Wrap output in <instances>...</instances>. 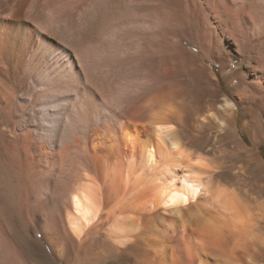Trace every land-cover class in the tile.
Masks as SVG:
<instances>
[{
	"label": "bare ground",
	"instance_id": "1",
	"mask_svg": "<svg viewBox=\"0 0 264 264\" xmlns=\"http://www.w3.org/2000/svg\"><path fill=\"white\" fill-rule=\"evenodd\" d=\"M163 2L167 16L161 13L159 19L177 17L178 22L172 31L160 32L165 52L151 55L153 67L189 75L208 61L219 64L223 74L236 59L231 80H237L238 99L247 106L243 127L257 145L260 137L254 132L264 129L259 120L264 114V0ZM76 5L77 0H0V189L14 200L21 221L55 219L63 238L46 228L44 234L66 264L123 255L131 264H260L263 195L228 179L223 165L187 147L179 130L184 125H115L123 139L122 160L113 164L103 162L108 153L99 150L100 130L90 135L77 129L69 104L73 67L62 75V67L50 64L38 74L52 47L61 43L67 26H60L61 19ZM176 83L168 84L166 118L182 117L184 101ZM62 102L63 119L57 115ZM218 108L219 128L264 171L235 137L236 102L223 96ZM110 126H102L104 134L111 135ZM50 151L64 153L69 165L63 177L32 178L34 155ZM42 185L47 193L39 200L35 192ZM2 217L0 212V264H27Z\"/></svg>",
	"mask_w": 264,
	"mask_h": 264
},
{
	"label": "rangeland",
	"instance_id": "2",
	"mask_svg": "<svg viewBox=\"0 0 264 264\" xmlns=\"http://www.w3.org/2000/svg\"><path fill=\"white\" fill-rule=\"evenodd\" d=\"M163 3V0H77L76 10L60 21V26L67 25L61 34V43L52 47L49 61L44 63L38 74H42L50 64L62 67H58L62 75L68 66L73 67L71 87L74 95L69 104L75 125L77 129L84 128L90 135L100 130L102 141L99 150L104 152L108 149L104 152L105 155L108 153L104 163L113 164L122 160L119 150L123 139L115 125L125 122L142 127L155 122L184 125L179 130L187 147L203 154L212 164L223 165L222 171L228 179L237 180L238 185L250 191H259L264 198V179H258L261 169L246 160L242 151L235 149L233 139L224 134L214 119L220 113L218 107L223 96L234 100L237 104L235 122L232 123L235 137L257 157L264 169V129L254 132L260 137V142L253 145L250 134L243 127L247 106L238 99L241 92L237 80H231L237 60L223 74L219 64L208 61L189 75L181 71L165 74L158 67L154 68L151 55L165 52L161 47L160 32L172 31L178 22L177 17L159 19L161 13L166 14ZM168 38H172V34H168ZM241 67L244 68L243 65ZM170 81L177 82L178 89H181L184 101L181 119L176 115L168 118L162 115L171 97L167 89ZM57 115L63 119L64 102ZM259 120L260 125H264V114ZM104 125H111L112 136L104 134ZM111 149L116 150L109 155ZM62 156H65L64 153L56 156L54 151L35 154V174L32 178L47 174L61 179L69 165L66 157ZM35 193L37 199L42 200L47 189L42 185ZM0 208L4 224L10 230L11 242L22 252L27 264H66L64 255L59 256L51 249L50 241L44 234L43 228H46L58 240L63 238L55 219L50 217L44 223L31 216L32 221L31 218L21 221L14 200L7 198L1 189ZM126 256L92 258L84 264H131V258ZM260 264H264V256L260 258Z\"/></svg>",
	"mask_w": 264,
	"mask_h": 264
}]
</instances>
